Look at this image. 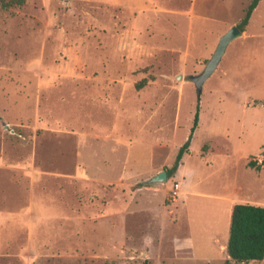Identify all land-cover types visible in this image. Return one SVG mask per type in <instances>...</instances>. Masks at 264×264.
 Segmentation results:
<instances>
[{"label": "rangeland", "instance_id": "1", "mask_svg": "<svg viewBox=\"0 0 264 264\" xmlns=\"http://www.w3.org/2000/svg\"><path fill=\"white\" fill-rule=\"evenodd\" d=\"M187 21L112 0H0V264H225L227 210L264 203V37L230 41L197 95L189 76L227 27ZM196 103L190 156L149 182Z\"/></svg>", "mask_w": 264, "mask_h": 264}, {"label": "trees", "instance_id": "2", "mask_svg": "<svg viewBox=\"0 0 264 264\" xmlns=\"http://www.w3.org/2000/svg\"><path fill=\"white\" fill-rule=\"evenodd\" d=\"M258 0H251L244 9V13L236 26L241 30L246 23L250 12ZM198 104H195L188 134L185 140L178 146L173 163L165 168L166 177H171L181 157L188 150L192 133L197 125ZM260 154L264 155V149ZM248 166L257 168L254 160L247 162ZM225 251L228 256L225 264H246L260 261L264 254V205H256L247 202H236L231 206Z\"/></svg>", "mask_w": 264, "mask_h": 264}, {"label": "crops", "instance_id": "3", "mask_svg": "<svg viewBox=\"0 0 264 264\" xmlns=\"http://www.w3.org/2000/svg\"><path fill=\"white\" fill-rule=\"evenodd\" d=\"M250 1L251 0H187L186 5H185L187 6V8L186 7H182V8L181 7H166L163 5H159L154 0L153 1L152 0H112V3L123 4L126 7H129L132 11H137L140 13L145 10H148L149 8H152L156 12H169V13H174L180 16L185 15L186 17H188V21H187L188 27H191V26L193 27L194 22L203 24L204 21L210 20V21H217L219 23H222L221 26H226L228 29L231 25L236 26V24L240 21V19L243 16L244 9L246 8V6L249 4ZM217 7L222 8L224 10V13H226L227 17L217 16L215 14L206 12L208 8L215 9ZM234 10L240 11L241 13L238 16H233ZM236 20H239V21L236 23ZM245 31L247 35H250L254 38L253 39L254 43L259 42L258 39L264 37V0H258L256 2L255 6L250 12V15L246 23L241 28L239 36H241L243 32L245 33ZM248 32H251V33L249 34ZM186 153H187L186 157L190 156L188 150ZM184 162L185 161H183L182 164H180L181 163L180 162L177 165V167L181 169L183 164H185ZM190 171H191L190 173H192L191 168H190ZM182 174L183 173H181V175ZM192 178L193 177L191 176V179ZM186 182L189 183L191 188L193 187L192 186L193 181L189 182V180L187 179ZM186 193L187 195L190 194V196H196V197L201 196V193L199 192L195 193L193 191L182 190V194H186ZM245 202L256 204V205H264L263 202L262 203H254V202H248V201H245ZM229 213H230V208L227 210V214H226L225 223H226L227 231H228V224H229Z\"/></svg>", "mask_w": 264, "mask_h": 264}, {"label": "water", "instance_id": "4", "mask_svg": "<svg viewBox=\"0 0 264 264\" xmlns=\"http://www.w3.org/2000/svg\"><path fill=\"white\" fill-rule=\"evenodd\" d=\"M240 35V30L237 26L231 25L224 33H222L217 40L215 48L206 61L203 69L198 74L190 75L189 80L194 84L197 95L200 94L201 85L203 81L211 74V72L216 67L219 62L227 44L233 39L237 38ZM179 78V75L177 76ZM166 179V171L162 169L150 176L148 179L149 182H163Z\"/></svg>", "mask_w": 264, "mask_h": 264}]
</instances>
